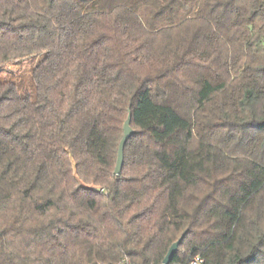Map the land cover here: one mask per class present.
Returning a JSON list of instances; mask_svg holds the SVG:
<instances>
[{
  "label": "trees",
  "instance_id": "1",
  "mask_svg": "<svg viewBox=\"0 0 264 264\" xmlns=\"http://www.w3.org/2000/svg\"><path fill=\"white\" fill-rule=\"evenodd\" d=\"M0 264H264L262 0H0ZM131 115L119 175L123 124Z\"/></svg>",
  "mask_w": 264,
  "mask_h": 264
},
{
  "label": "rangeland",
  "instance_id": "2",
  "mask_svg": "<svg viewBox=\"0 0 264 264\" xmlns=\"http://www.w3.org/2000/svg\"><path fill=\"white\" fill-rule=\"evenodd\" d=\"M38 59L28 58L25 60L13 61L0 67V81L8 80L18 85L19 92L32 94L35 92V85L32 79V68Z\"/></svg>",
  "mask_w": 264,
  "mask_h": 264
},
{
  "label": "water",
  "instance_id": "3",
  "mask_svg": "<svg viewBox=\"0 0 264 264\" xmlns=\"http://www.w3.org/2000/svg\"><path fill=\"white\" fill-rule=\"evenodd\" d=\"M130 120H131V115L130 113L127 116V119L125 120L124 124H123V136L119 142L118 145V151H117V158H116V164H115V169H114V174L115 175H119L121 173V168L123 165V159H124V145L126 143V141L128 140V138L131 135V128H130ZM183 235L180 236V238L175 241L168 249L162 264H169L172 255L175 253V251L177 250V247L182 239Z\"/></svg>",
  "mask_w": 264,
  "mask_h": 264
},
{
  "label": "built area",
  "instance_id": "4",
  "mask_svg": "<svg viewBox=\"0 0 264 264\" xmlns=\"http://www.w3.org/2000/svg\"><path fill=\"white\" fill-rule=\"evenodd\" d=\"M263 10H264V0ZM203 257L200 254L192 255L186 262H178L174 264H203ZM113 264H135L127 256L121 257L119 260L115 261Z\"/></svg>",
  "mask_w": 264,
  "mask_h": 264
}]
</instances>
